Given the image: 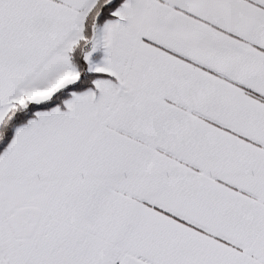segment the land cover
Instances as JSON below:
<instances>
[{
  "label": "crops",
  "instance_id": "1",
  "mask_svg": "<svg viewBox=\"0 0 264 264\" xmlns=\"http://www.w3.org/2000/svg\"><path fill=\"white\" fill-rule=\"evenodd\" d=\"M99 0H0V130L80 78ZM105 77L0 156V264H264V0H126Z\"/></svg>",
  "mask_w": 264,
  "mask_h": 264
},
{
  "label": "trees",
  "instance_id": "2",
  "mask_svg": "<svg viewBox=\"0 0 264 264\" xmlns=\"http://www.w3.org/2000/svg\"><path fill=\"white\" fill-rule=\"evenodd\" d=\"M126 0H99L95 8L87 16L84 24V38L75 46L70 54L72 63L78 68L80 78L73 84L55 93L51 99L42 103H31L22 108L15 105V109L4 122L0 130V156L9 146L15 130L28 123L37 112L47 111L54 107H63L65 101L74 93H79L94 87V81L105 77L101 74L91 73L88 70L85 60V53L88 52L95 29L98 25L115 18L114 12Z\"/></svg>",
  "mask_w": 264,
  "mask_h": 264
},
{
  "label": "rangeland",
  "instance_id": "3",
  "mask_svg": "<svg viewBox=\"0 0 264 264\" xmlns=\"http://www.w3.org/2000/svg\"><path fill=\"white\" fill-rule=\"evenodd\" d=\"M89 49H90V48H89ZM86 54H87V53H85V55H84V56H85V60H86ZM26 107H27V106H26ZM13 109H15V106H14V105L11 107L10 112H9V115L11 114V112H12Z\"/></svg>",
  "mask_w": 264,
  "mask_h": 264
}]
</instances>
